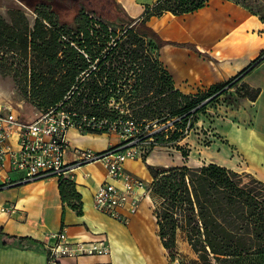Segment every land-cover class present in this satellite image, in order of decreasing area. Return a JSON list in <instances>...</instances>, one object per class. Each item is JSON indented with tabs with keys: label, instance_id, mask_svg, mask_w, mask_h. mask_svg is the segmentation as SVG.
Wrapping results in <instances>:
<instances>
[{
	"label": "trees",
	"instance_id": "trees-1",
	"mask_svg": "<svg viewBox=\"0 0 264 264\" xmlns=\"http://www.w3.org/2000/svg\"><path fill=\"white\" fill-rule=\"evenodd\" d=\"M208 1L157 0L136 18L121 10L124 16L117 17L111 8L107 14L81 4L72 24L61 20L52 1L35 5L33 24L19 7L8 10L9 18L0 11V73L13 76L21 95L41 113L61 104L75 110L79 120L132 118L150 128L156 123L163 127L151 134L155 141L177 146L186 136L185 128L193 127L199 114L205 116L210 105L232 88L238 98L250 100L260 91L240 81L264 59V50L239 75L206 90L185 93L175 86L160 54L167 40L149 21L166 12L198 10ZM232 1L264 20V4ZM112 99L120 106H111ZM84 129L108 132L107 128ZM147 167L169 264L176 259L182 264H264L263 179L215 161ZM58 181L62 200L81 214L74 180L61 177ZM180 237L195 257L180 260Z\"/></svg>",
	"mask_w": 264,
	"mask_h": 264
},
{
	"label": "crops",
	"instance_id": "crops-1",
	"mask_svg": "<svg viewBox=\"0 0 264 264\" xmlns=\"http://www.w3.org/2000/svg\"><path fill=\"white\" fill-rule=\"evenodd\" d=\"M156 1L114 0L132 18L140 16L146 5ZM149 23L167 40L161 47L162 61L173 75L175 86L185 93L206 90L214 83L239 75L264 50V20L232 0H209L198 10L183 14L166 12L152 17ZM240 82L260 91L255 100L241 97V117L226 125L229 146L245 164L228 166L252 172L264 180V59ZM214 117L219 119L218 114ZM83 131H68L69 161L77 158L76 148L98 152L122 140L114 133ZM16 142L13 138V143ZM135 160H128L126 168L150 182L149 169L144 164L136 168ZM147 161L153 162L150 156ZM0 175H10L13 179L20 176L11 170L9 163L0 170ZM106 179L107 169L100 161L76 168L74 182L81 196V214L71 203L62 200L55 176L0 190L5 192L0 206V264H48L47 246L55 241L54 233L62 230L71 241L107 235L112 252L64 257L58 264H169L168 250L159 236L153 199L149 195L132 215L121 209L128 216V223L112 218L98 210L94 201L95 191ZM3 206L12 209L2 211Z\"/></svg>",
	"mask_w": 264,
	"mask_h": 264
},
{
	"label": "built area",
	"instance_id": "built-area-1",
	"mask_svg": "<svg viewBox=\"0 0 264 264\" xmlns=\"http://www.w3.org/2000/svg\"><path fill=\"white\" fill-rule=\"evenodd\" d=\"M81 52L90 59L84 49ZM95 66L93 63L90 65L91 69H95ZM109 104L120 106L114 99ZM198 123L191 128L187 126L184 134L193 132ZM208 124H203V128L201 125V129H211L208 134L219 137L215 130L212 131L210 122ZM88 127L93 130H115L122 140L98 152L89 148H76L77 158L69 161L66 157L70 147L68 131H83ZM162 127L153 123L150 128L149 124L144 126L132 118L110 121L107 118L95 120L92 117L86 120L83 117L79 120L75 110L61 104L51 107L47 112H38L33 121L27 122L12 108L0 104V170L9 163L11 170L20 174L17 179L10 175H0V190L50 176L74 180L76 168L100 161L107 169V179L100 183L94 193L95 206L108 216L128 223L129 218L122 214L121 209L125 208L130 215L136 213L143 200L149 197L151 188L148 181L129 171L125 164L130 159H143L149 149L159 146L151 134ZM13 138L17 140L16 144ZM205 140L208 142V139ZM10 209L12 207L3 206L1 210ZM54 237L55 241L47 246L48 264H58L62 258L69 256L78 258L85 255H108L112 252L107 235L92 240L71 241L65 230H62L54 233ZM171 263L182 264L178 259Z\"/></svg>",
	"mask_w": 264,
	"mask_h": 264
},
{
	"label": "rangeland",
	"instance_id": "rangeland-1",
	"mask_svg": "<svg viewBox=\"0 0 264 264\" xmlns=\"http://www.w3.org/2000/svg\"><path fill=\"white\" fill-rule=\"evenodd\" d=\"M249 1L252 4H264V0ZM52 2L54 8L59 12L61 20L67 21L70 24L74 22L81 4H84L88 8L99 9L101 12H107L111 8V10H114V13L117 14V17L124 16L121 13V8L118 7L114 0H52ZM113 4L115 6H113ZM35 5V0H30L29 2L24 0H0V11L4 16L9 18L8 10L13 7H19L26 12L33 24L37 17V13L34 10ZM0 104L12 107L14 112L17 113L22 120L27 122L33 121L39 112V110L31 105L21 95L20 91H18L13 76L4 75L2 73H0ZM242 108L243 105L241 99L237 97L235 89H232V91L225 93L210 105V108L207 111V116L199 114L200 120L198 121V125L193 129V132L188 133V135L181 139L177 146L162 144L149 149L150 161H153L152 163H149L147 161L148 159H146V161L143 159H136L133 164L138 169L141 168L140 165L142 164H144V167L146 168H148L147 164L159 166L188 164L194 166L206 163L208 160H214L220 164L234 167L244 164L229 146L228 138L226 137L227 133H225L227 128L226 125L230 123L232 119H239L241 117ZM217 114L219 119L214 117L217 116ZM208 122H210L212 126V131L215 130L216 133L219 134V137H215L216 134H214L215 136L208 134L211 129L207 131L201 129V125L203 128V124L209 125ZM83 132L92 133L88 131ZM108 132L114 133L115 136H120L115 130H108ZM205 139H208V142ZM127 163L125 164V168ZM4 195V191L0 192V206L2 205L1 202ZM147 205L148 202H146V206ZM178 246L181 254L180 260L183 259L187 261L190 258L195 257L191 247L182 237H180Z\"/></svg>",
	"mask_w": 264,
	"mask_h": 264
},
{
	"label": "flooded vegetation",
	"instance_id": "flooded-vegetation-1",
	"mask_svg": "<svg viewBox=\"0 0 264 264\" xmlns=\"http://www.w3.org/2000/svg\"><path fill=\"white\" fill-rule=\"evenodd\" d=\"M24 1L29 2L30 0H24ZM31 1H34V0H31ZM45 1H52V0H35V4H40Z\"/></svg>",
	"mask_w": 264,
	"mask_h": 264
},
{
	"label": "bare ground",
	"instance_id": "bare-ground-1",
	"mask_svg": "<svg viewBox=\"0 0 264 264\" xmlns=\"http://www.w3.org/2000/svg\"><path fill=\"white\" fill-rule=\"evenodd\" d=\"M151 206V205H150Z\"/></svg>",
	"mask_w": 264,
	"mask_h": 264
}]
</instances>
